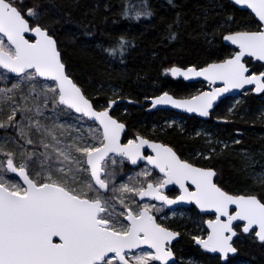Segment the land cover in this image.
Segmentation results:
<instances>
[{"label":"snow or ice","instance_id":"obj_1","mask_svg":"<svg viewBox=\"0 0 264 264\" xmlns=\"http://www.w3.org/2000/svg\"><path fill=\"white\" fill-rule=\"evenodd\" d=\"M234 2L250 8L259 21L264 22V0ZM37 16L34 8L22 12L13 0H0V34L7 38V46L0 39V68L28 80L43 78L55 82L54 86H42L39 93L35 92L36 85L32 86L34 96H44L43 107H47L49 99L46 93H51L53 103L74 109L99 122L102 128L100 145L75 148L76 152L86 157L84 163L90 166L91 177L98 189L91 183L86 187H77L75 174L70 175L72 169L65 167L56 169V174L50 169L42 178L39 173L37 178H30L24 165L17 167L13 159L9 158L8 169L18 173L27 187L8 184L0 179V264H150L152 261L169 264L174 259L170 245L179 233L156 223L149 205L145 204L142 209L134 211L121 197L119 202L126 211L110 214V201L100 191H108L109 182L102 178V162L110 152L127 157L133 164L138 159H147L164 176L158 183H148L146 187L123 185L120 192L173 204L176 201L169 200L161 189L168 184H177L184 193L179 197L180 200L195 202L202 211H214L217 214L215 220L208 221L211 232L207 238H193L206 251L220 253L225 260L229 253H235L237 249L233 247L232 239L237 233L232 224L237 220L246 222L244 233L258 228L255 235L264 242V202L256 196L228 194L213 182L216 175L213 170L182 161L169 147L142 138L139 142L129 141L122 146L119 141L125 125L113 119L108 110L96 111L93 108L81 89L66 74L57 41L40 26H30L26 19ZM25 33L34 34L35 42H29ZM225 39L240 50L233 59L211 64L199 71L194 67L187 70L173 67L168 70L172 76H183L185 79L202 76L212 83L222 81L224 88L185 101L164 95L154 100L153 105L170 103L174 107L207 116L213 101L225 91L251 84L256 86V92H264V73L248 75L249 69L242 62L245 56L264 61V31L239 32ZM5 91L0 89V93ZM7 91L11 92L12 89ZM18 111L31 109L14 107L7 117V124L0 121V128L12 126ZM36 111L40 114L39 106ZM35 126L38 131L52 135L38 120ZM52 138L55 139V136ZM27 142L32 143V140ZM144 145L153 149L156 153L154 157L142 155ZM49 146L44 144L45 148ZM54 151L64 161L71 159L61 149ZM5 154L9 157L12 155ZM186 182L194 185L195 191H189ZM231 205L236 207L234 215L229 213ZM119 217L128 223H121ZM220 217H227V220L223 221ZM54 238H58L59 242H54ZM143 245L153 249L154 253L130 255Z\"/></svg>","mask_w":264,"mask_h":264},{"label":"trees","instance_id":"obj_2","mask_svg":"<svg viewBox=\"0 0 264 264\" xmlns=\"http://www.w3.org/2000/svg\"><path fill=\"white\" fill-rule=\"evenodd\" d=\"M21 1L14 2L22 12L27 8L37 11L39 24L57 41L68 75L95 108L103 110L101 102L117 99L129 102L128 114H121L119 108L109 112L127 125L124 141L136 132L146 134L152 118L164 112L175 114L148 113L149 98L162 93L189 98L199 93L196 89L202 83L175 80L169 69L201 68L224 61L235 52L222 42L224 35L260 30L249 11L236 8L229 0ZM258 68L257 64L252 70L258 72ZM113 89L118 92L116 96H112ZM259 97L250 95L247 105L253 108L260 103ZM185 119L184 128L156 129L149 137L173 146L184 156L197 151L209 153L208 159L197 164L219 168L220 182L227 191L255 195L264 202L263 188L247 175L249 166L264 167V138L258 135L264 128L250 117L223 125L218 138L231 140L237 131L241 136L237 143L222 149L215 143L204 145L202 138L192 132L199 120L188 116ZM248 235L245 234L248 245L237 256L248 259L250 264H264V242L256 243ZM186 238L182 235L181 241L184 239L187 251L199 249Z\"/></svg>","mask_w":264,"mask_h":264},{"label":"rangeland","instance_id":"obj_3","mask_svg":"<svg viewBox=\"0 0 264 264\" xmlns=\"http://www.w3.org/2000/svg\"><path fill=\"white\" fill-rule=\"evenodd\" d=\"M22 2L21 0H13ZM15 3V2H14ZM39 15V14H38ZM32 26H40L39 18L27 17ZM43 28V27H42ZM0 39L5 41L7 46V40L3 35L0 34ZM248 65L253 69L257 64H252L247 61ZM259 65L258 72H264V66ZM36 85L35 92L39 93L42 86H54V82H47L37 80H28L24 77H13L6 71L0 68V89L6 90L0 93V121L7 124V117L11 114L12 109L16 106L21 108H28L31 111H18L16 119L12 122V126H6L0 128V179H3L8 184H19L21 187H25L21 181L15 176L11 175L7 169V160L13 159L16 166L24 165L31 178H37V174H41V178L50 169L55 170L60 167L66 169L71 168L72 173L76 177L77 187H86L87 184L94 185L90 169L84 161L86 157L81 153L76 152V147H87V146H99L102 140V131L94 123L87 121L84 117L76 115L69 109L60 106L59 104L53 103L51 93H46L49 99L47 100V107H43L44 96L33 95L32 86ZM109 87V86H108ZM8 89H12L8 92ZM208 89L207 85L199 84L196 92H202ZM112 96L118 94L114 89ZM254 95L253 89H249L241 93L236 97L225 100L220 107L216 110L215 115L207 121H200L195 127L193 135L201 137L203 144L215 143L221 146L222 149L225 147L232 146L233 143H237L240 140L241 132H235V136L231 140L220 139L218 135L220 128L223 125H227L230 122H239L248 117L253 119V123H257L264 128V94L260 95L257 99L260 103L250 108L247 104L248 97ZM11 97V99H9ZM25 98L27 103L25 104ZM115 103L101 102L100 107L103 110L111 112L114 109L119 108L121 114H128L129 110L127 103L124 100H114ZM39 106L40 114L37 113L36 108ZM187 117V116H185ZM184 116L177 113L168 114L164 112L156 118H152L151 128L146 131V134H140L138 132L128 136L126 140H134L137 136H143L148 138L156 129L165 130L166 128L177 127L178 129L184 128L187 120ZM197 119V118H196ZM39 121L43 128L47 129L52 135H47L44 132L38 131L35 124ZM155 121V122H154ZM192 126V125H191ZM23 129V132L21 131ZM264 138V130L259 133ZM55 136V139L52 137ZM31 139L32 143L27 141ZM125 140V141H126ZM50 145L45 148L44 144ZM54 149H61L67 152L70 156L69 161H64L63 157H58V154ZM5 153L12 154L11 157ZM209 153H200L199 151L194 152L192 156L188 154V157L196 158V160L204 161L207 159ZM103 168L105 171V177L108 184V192L102 195L110 201V214H118L126 211L119 200L122 197L125 203L132 207L134 211L142 209L143 205L147 204L151 207V213L157 215L159 213V220L164 225L174 232L182 233L187 237L189 243H192L194 247V237L205 239L208 236V230L205 226L206 218L202 217L197 211H177L171 212L166 211L162 206L156 205L150 201L139 202L137 196L134 193H122L119 191L121 186L127 185L131 188H141L147 183V180L153 178L152 171L145 165L140 166L131 170V166L124 158H118L112 155L108 161L104 162ZM79 169V170H78ZM218 178L221 179V171L216 168ZM150 173V175H144ZM247 175L257 185L261 186L264 190V167L261 165L249 166L247 168ZM91 194V193H90ZM121 223L127 224L128 222L119 217ZM183 224V225H182ZM237 227V226H236ZM242 225H238L239 237L235 240V246L239 253L244 249L247 244V239L242 231ZM256 231H253L249 237L254 242H258L255 235ZM184 240V239H183ZM183 240L176 244L177 259L173 264H216L217 261H221L219 256H211L206 252H202L200 249L195 248V251H187L183 245ZM153 253L147 249H141L130 255H141ZM238 253V254H239ZM237 254V255H238ZM240 255V254H239ZM238 255V256H239ZM232 257L227 264H250L248 259L243 257ZM150 264H157L156 261L150 262Z\"/></svg>","mask_w":264,"mask_h":264},{"label":"water","instance_id":"obj_4","mask_svg":"<svg viewBox=\"0 0 264 264\" xmlns=\"http://www.w3.org/2000/svg\"><path fill=\"white\" fill-rule=\"evenodd\" d=\"M230 1V3L231 4H233L236 8H238V9H240V10H244V11H249L253 16H254V18L256 19V21L260 24V30L259 31H264V22H261V21H259V18L255 15V13L250 9V8H248L247 6H244V5H237L235 2H234V0H229ZM30 23V22H29ZM30 26H32L31 25V23H30ZM42 28V27H41ZM44 29V28H43ZM46 30V29H45ZM239 32H257V31H239ZM239 32H233V33H228V34H226V35H224L223 36V39H222V42L226 45V46H229V47H231V48H233L234 50H235V52H234V54L231 56V57H229V58H227L226 60H228V59H233L234 57H235V55L236 54H238V52L240 51L239 50V48L236 46V45H234V44H232L230 41H228V40H226L225 39V37L226 36H228V35H233V34H236V33H239ZM49 34V33H48ZM1 35H3V34H1ZM50 35V34H49ZM51 36V35H50ZM53 37V36H52ZM25 38L26 39H28L29 40V42H35V40H36V37L34 36V34H32V33H25ZM54 38V37H53ZM5 39L7 40V38L5 37ZM55 39V38H54ZM56 40V39H55ZM57 48H58V45H57ZM59 50V49H58ZM61 54V53H60ZM61 60H62V56H61ZM226 60H224V61H219V62H212V63H209L208 65H205V66H203V67H201V68H197L196 66H190V67H187V68H181V67H177V68H181L182 70H187L188 68H195V69H197L198 71L199 70H201V69H203V68H205V67H208L209 65H211V64H214V63H216V64H219V63H223V62H225ZM247 60H251V63L252 64H260V65H262V66H264V61H259V60H256L254 57H250V56H245L244 58H243V60H242V62L245 64V66L249 69V72L247 73L248 75H251V74H256V75H259V74H261V73H264V72H259V73H254L253 71H252V68H251V66H249L248 65V63H247ZM62 62H63V60H62ZM65 65V64H64ZM173 68V67H172ZM2 70H4V71H6L8 74H10L11 76H13V77H19L18 75H16L15 73H11V72H9L7 69H3V68H1ZM65 72H66V74L68 75V73H67V68H66V65H65ZM69 76V78L70 79H72V81L81 89V91H82V93L85 95V97L92 103V106H93V108L96 110V111H104V110H98L97 108H95V106H94V104H93V102L86 96V94L84 93V91H83V89L74 81V79L70 76V75H68ZM171 77L173 78V79H175V80H183L185 83H192V84H194V83H203V84H206L207 86H208V89L207 90H205V91H202V92H200V93H198V94H196V95H194V96H192V97H189V98H177V97H175V96H173L172 94H170V93H162V94H160V95H157V96H154V97H151V98H149L148 100H147V102H148V107H147V109H146V111L148 112V113H153V112H158V111H174L175 113H178V114H182V115H185V116H188V117H195V118H197L198 120H200V121H207V120H209L210 118H211V114L216 110V108L224 101V100H226V99H228V98H232V97H236V96H238V95H240L241 93H243L244 91H246V90H249V89H253V92H254V94L255 95H261V94H263L264 92H256L255 91V85H245L243 88H240V89H230V90H228V91H225L223 94H221V95H218L217 97H216V99L213 101V103H212V107L208 110V115L207 116H201V115H199L198 113H196V112H189V111H186L184 108H178V107H174L172 104H158V105H153V101L154 100H156V99H158L159 97H162V96H164V95H168V96H170V97H172L174 100H177V101H185V100H191V99H193L194 97H196V96H199V95H202L203 93H206V92H208V93H211L214 89H219V88H224L225 87V85H224V83L222 82V81H216L215 83H212V82H210L209 80H206V79H204V77H202V76H192L191 78H189V79H185L183 76H172L171 75ZM39 80H41V81H47V82H53V81H49V80H44L43 78H38ZM55 83V82H54ZM60 106H62V107H65L66 109H69V108H67L66 106H64V105H60ZM69 110H71L72 112H74L76 115H78V116H82V117H84L87 121H89V122H92V123H94V124H96L100 129H101V131H102V128H101V126L99 125V122L98 121H95L94 119H92V118H90V117H86V116H84L82 113H77L74 109H69ZM109 115L110 116H112L110 113H109ZM112 118L113 119H116L118 122H120V123H123L124 125H125V127H124V130L122 131V133H121V135H120V144L123 146V145H126L128 142H123L124 141V136H125V134H126V132H127V130H128V127H127V125L124 123V122H121V121H119L117 118H115L114 116H112ZM140 138H142V139H145V140H147V141H149L150 143H155V144H160V145H163V146H166V147H169V148H171L174 152H175V150L172 148V147H170V146H168V145H164L163 143H161V142H157V141H153V140H150V139H148V138H145V137H143V136H137L136 137V139L134 140V141H136V142H139V139ZM141 153H142V155L143 156H145V157H147V156H152V157H154L155 156V152L153 151V149L151 148V147H149L148 145H144V147L141 149ZM145 153H148V155L146 156L145 155ZM176 153V152H175ZM112 155H114V156H116V157H118V158H121V157H123V158H125V159H127L128 161H129V163H130V165L132 166V167H138V166H140L141 164H143V163H147L149 166H151L153 169H155L156 171H158L159 172V169H157V168H155L153 165H151V164H149L148 162H147V159H138L137 160V163L136 164H133L127 157H125V156H122V155H119V154H117V153H115V152H110V153H108V155L105 157V160L102 162V166H103V164H104V162H106V161H108L109 160V158L112 156ZM176 155L179 157V155L176 153ZM180 158V157H179ZM190 164V163H189ZM14 165H15V163H14ZM16 166V165H15ZM194 166V165H193ZM18 167V166H17ZM88 167H89V169H90V166L88 165ZM195 167H197V166H195ZM200 168V167H199ZM6 169H7V171L11 174V175H13V176H15L16 178H18L20 181H21V183L25 186V187H27V185L24 183V180H23V178L21 177V176H19V174L18 173H14V172H11L9 169H8V167L6 166ZM202 169H205V168H202ZM205 170H213V169H205ZM215 173H216V170H213ZM27 173H28V171H27ZM90 174H91V172H90ZM105 171L103 172V174H102V178H104L105 177ZM163 174V173H162ZM28 175H29V173H28ZM216 175H217V173H216ZM216 175L213 177V182L215 183V178H216ZM29 177H30V175H29ZM31 178V177H30ZM93 180V179H92ZM93 183H94V185H95V182H94V180H93ZM216 184V183H215ZM217 185V184H216ZM95 186H97L98 187V185H95ZM192 186H194V185H192ZM218 186V185H217ZM195 187V186H194ZM219 187V186H218ZM109 188V187H108ZM222 189V188H221ZM223 190V189H222ZM103 193H106V192H104L103 190H101ZM165 191H166V187H164V188H162L161 189V192H162V194L163 195H165L166 196V194H165ZM223 191H225V190H223ZM108 192V191H107ZM226 192V191H225ZM228 193V192H227ZM184 193L182 192V195H183ZM228 194H230V193H228ZM230 195H233V194H230ZM239 195H243V194H239ZM239 195H233V196H239ZM244 196H255V195H244ZM257 197V196H256ZM258 198V197H257ZM138 199L141 201V202H145V201H147V200H151V201H153V202H156V203H161V204H165L166 206H167V208L169 209V210H175V209H177V208H179V207H186V206H189L190 205V202H187V201H182V200H180L179 199V197L177 198V199H170V198H168L169 200H175L176 201V203H173V204H167V203H165L164 201H162V200H157V199H153V198H151V197H144L143 199H141L139 196H138ZM259 199V198H258ZM260 200V199H259ZM262 202V201H261ZM197 209H198V211H199V213L200 214H202V215H215V219H216V216H217V214L214 212V211H202L200 208H199V206L198 205H196L195 204V202H191ZM235 211H236V207H235V205H231L230 207H229V213L230 214H232V215H234L235 214ZM151 215H153L152 213H151ZM154 217H155V215H153ZM215 219H213V220H215ZM220 219L221 220H223V221H226L227 220V217H220ZM155 220H156V223H158L157 222V219H156V217H155ZM209 221V220H208ZM208 221H206V223H205V226H206V228H207V230H208V235L210 234V232H211V229H209L208 228ZM128 222V221H127ZM236 224H243L242 226L244 227V226H246V222L245 221H239V220H237V221H233V224H232V227H233V230L237 233V235L235 236V237H233V239H232V245H233V247H235V240L238 238V236H239V233L235 230V226H236ZM164 227V226H163ZM243 227H242V231H243ZM165 228H167V227H165ZM168 230H170V231H172L171 229H169V228H167ZM253 231H258V228H253L250 232H248V233H244V234H246V235H248V234H251ZM172 232H174V231H172ZM176 233V232H175ZM257 237V236H256ZM207 238V237H206ZM205 238V239H206ZM180 239H181V236L179 235L176 239H174L172 242H171V245H170V247L173 245V244H175V243H177V242H179L180 241ZM257 239H258V237H257ZM259 240V239H258ZM54 242H59V239L58 238H54ZM195 244V246L196 247H198L202 252H206V253H208L209 255H211V256H219L220 257V260H221V262L222 263H224V264H226L228 261H229V259L230 258H232V257H235V256H237V254H238V249H237V251L235 252V253H229V255H228V258H227V260H225L223 257H222V255L220 254V253H212V252H208V251H206L205 249H203L202 248V246H200V245H198L196 242L194 243ZM141 249H147V250H150V251H152L153 253H154V250L153 249H151V248H149L147 245H143V246H141L140 248H138V249H134L133 251H132V253H135V252H137V251H139V250H141ZM172 252H173V250H172ZM173 254H174V259L173 260H170L169 261V264H173V263H175L176 262V259H177V257H176V255H175V253L173 252ZM157 264H159V262H157Z\"/></svg>","mask_w":264,"mask_h":264},{"label":"flooded vegetation","instance_id":"obj_5","mask_svg":"<svg viewBox=\"0 0 264 264\" xmlns=\"http://www.w3.org/2000/svg\"><path fill=\"white\" fill-rule=\"evenodd\" d=\"M263 94H264V93H263ZM226 100H227V99H226ZM224 101H225V100H224ZM148 105H149V104H148ZM126 133H127V132H126ZM135 139H136V138H135ZM135 139H134V140H135ZM148 139L153 140V139H151L150 137H148ZM134 140L129 139V140H126V141H123V142L125 143V142H129V141H134ZM153 141H156V140H153ZM157 142H160V141H157ZM161 143H163V142H161ZM163 144H164V145H168V144H166V143H163ZM168 146H170V145H168ZM170 147H172V148L175 150V152L179 155V157H180V159H181L182 161H186L187 163H190V164H192V165H194V166H197V167H200V168L216 170L215 168H212V167H210V166L199 165V164H197V162L200 161L199 159L196 160V158L188 157L187 154H186L185 156H184V155H181V154L177 151V149H175L173 146H170ZM145 155L147 156L148 153H145ZM191 156H192V155H191ZM121 158H123V157H121ZM208 158H209V155H208L207 159H208ZM124 159H125V158H124ZM125 160L129 163V161H128L127 159H125ZM129 165H130V163H129ZM143 165L147 166V167L152 171V173H153V178L147 180L146 185H147L148 183L156 184V183H158L160 180H162V179L164 178V176H163L162 173L156 171V170L153 169L151 166H149L147 163H143V164H141L140 166H143ZM130 166H131V165H130ZM140 166H138V167H140ZM138 167H132V166H131L130 169L133 170V169L138 168ZM216 173H217V170H216ZM215 183H216L220 188H222V189L225 190L226 192L230 193V192L227 191V190L224 188V186L221 184L220 179L218 178V173H217L216 178H215ZM146 185H145L144 187H146ZM185 186L188 188L189 191H195V187L192 186V184H191L190 182H186V185H185ZM165 187H166L165 194H166V196H167L168 198H170V199H177L178 197H180V196L182 195L183 190H182V189L179 187V185H177V184H168V185H166ZM230 194H231V193H230ZM233 195H239V194H234V193H233ZM243 195H246V194H243ZM247 195H248V194H247ZM137 198H138V196H137ZM138 201L141 202L139 199H138ZM147 201H150V202H152V203H154V204H156V205L162 206L166 211L177 212V211L181 210V211H188V212L197 211V212L199 213L198 209H197L192 203H190V205H189V206H186V207H179V208H177V209H175V210H169L165 204L156 203V202H153V201H151V200H147ZM145 202H146V201H145ZM153 215H155V214H153ZM201 215H202V214H201ZM155 217H156V219H157L158 224H160L161 226L168 225V224H163V223H161V221L159 220V213H157V215H155ZM202 217L206 218V219H207L206 221L215 219V215H202ZM205 223H206V222H205ZM182 225H183V224H182ZM238 225H243V224H236L237 227H238ZM236 226H235V230L237 231L238 228H237ZM164 227H166V226H164ZM167 228H168V227H167ZM237 232H238V231H237ZM176 233H177V232H176ZM208 233H209V232H208ZM179 235L181 236V239H182V233H179ZM238 237H239V236H238ZM181 239H180V241H181ZM180 241H179V242H180ZM179 242H177V243H175V244H173V245L171 246V249H172L173 252L175 253L176 257H177V252H176V246H175V245L178 244ZM194 245H195V244H194ZM235 247H236V246H235Z\"/></svg>","mask_w":264,"mask_h":264},{"label":"bare ground","instance_id":"obj_6","mask_svg":"<svg viewBox=\"0 0 264 264\" xmlns=\"http://www.w3.org/2000/svg\"><path fill=\"white\" fill-rule=\"evenodd\" d=\"M203 84V83H202ZM206 85V84H205ZM229 99V98H228Z\"/></svg>","mask_w":264,"mask_h":264}]
</instances>
